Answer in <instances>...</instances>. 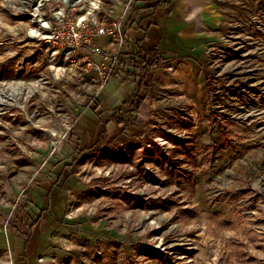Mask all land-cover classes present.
Masks as SVG:
<instances>
[{"label": "rangeland", "instance_id": "rangeland-1", "mask_svg": "<svg viewBox=\"0 0 264 264\" xmlns=\"http://www.w3.org/2000/svg\"><path fill=\"white\" fill-rule=\"evenodd\" d=\"M127 1L100 0L92 11L86 0L73 13L103 26ZM62 6L0 0L5 234L25 225L40 159L64 154L65 140L77 136L73 118L91 98L82 56L66 57L46 37ZM210 10L211 44L200 58L206 112L188 105L113 126L75 173L85 189L66 204L70 218L48 264H264V0H211ZM143 59L129 76L142 93L159 64ZM79 214L89 216L72 219ZM10 261L0 248V264Z\"/></svg>", "mask_w": 264, "mask_h": 264}, {"label": "crops", "instance_id": "crops-1", "mask_svg": "<svg viewBox=\"0 0 264 264\" xmlns=\"http://www.w3.org/2000/svg\"><path fill=\"white\" fill-rule=\"evenodd\" d=\"M128 3L124 9L118 6L116 10V5L111 12L117 14L108 17L120 21L124 38L121 53L133 56L145 51L150 63L159 57V64L146 75L148 85L143 93L138 90L137 75L125 80L109 77L98 90L97 79L102 81V73L85 65L93 89L89 91L91 98L72 121L77 140L72 137L65 140L68 144L64 154L53 151L40 159V177L30 190L29 216L22 218L25 225L19 232H0V248L11 255L8 264H48L58 252L65 217L70 218L64 213L66 204L76 201L85 189L75 173L81 171V162L92 147L105 137L114 136L110 132L113 126L127 125L130 119L142 123L149 115L171 116L188 105L193 113L203 114L207 110V84L200 58L211 44V0ZM94 42L108 51L116 48L115 41L106 35L96 36ZM92 58L96 64L101 62L98 54ZM203 127L200 124L197 129ZM126 143L123 138L125 147ZM78 216L89 215L79 214L72 219Z\"/></svg>", "mask_w": 264, "mask_h": 264}, {"label": "built area", "instance_id": "built-area-1", "mask_svg": "<svg viewBox=\"0 0 264 264\" xmlns=\"http://www.w3.org/2000/svg\"><path fill=\"white\" fill-rule=\"evenodd\" d=\"M130 1H127V6ZM61 2L63 6L58 8V12L54 16V25L50 27L46 37L50 43L58 44L64 51L66 50V57L73 56L78 59L80 55L82 58H86L87 66H94L102 73V81L97 79L98 90L102 88L109 77L125 80L135 70L141 69V66L139 69L136 67V64L143 59L139 51L133 56H126L121 53L124 38L118 19H109L103 26H92L86 18L76 16L73 13L74 10L85 7L86 0H61ZM99 2L100 0H88V7L92 11L99 9ZM100 35L112 38L115 41L116 48L108 51L96 45L94 42L95 37ZM93 54L100 55V63L96 64L94 62ZM143 60L142 62H145ZM94 81L96 82V79ZM139 81L140 79H138ZM70 209L72 211V208Z\"/></svg>", "mask_w": 264, "mask_h": 264}, {"label": "trees", "instance_id": "trees-1", "mask_svg": "<svg viewBox=\"0 0 264 264\" xmlns=\"http://www.w3.org/2000/svg\"><path fill=\"white\" fill-rule=\"evenodd\" d=\"M148 52H145V51H143V52H141L140 51V55H142V57H147L148 56V54H147ZM152 56H154L153 54H152ZM141 83H139V85H140Z\"/></svg>", "mask_w": 264, "mask_h": 264}, {"label": "bare ground", "instance_id": "bare-ground-1", "mask_svg": "<svg viewBox=\"0 0 264 264\" xmlns=\"http://www.w3.org/2000/svg\"><path fill=\"white\" fill-rule=\"evenodd\" d=\"M91 1H95V0H91Z\"/></svg>", "mask_w": 264, "mask_h": 264}]
</instances>
